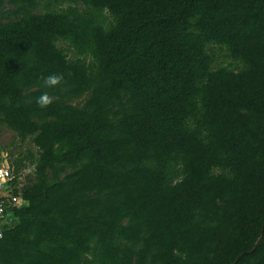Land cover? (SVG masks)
<instances>
[{
	"label": "trees",
	"instance_id": "trees-1",
	"mask_svg": "<svg viewBox=\"0 0 264 264\" xmlns=\"http://www.w3.org/2000/svg\"><path fill=\"white\" fill-rule=\"evenodd\" d=\"M1 126L0 264H264V0H0Z\"/></svg>",
	"mask_w": 264,
	"mask_h": 264
},
{
	"label": "rangeland",
	"instance_id": "rangeland-1",
	"mask_svg": "<svg viewBox=\"0 0 264 264\" xmlns=\"http://www.w3.org/2000/svg\"><path fill=\"white\" fill-rule=\"evenodd\" d=\"M57 44L61 47H65L64 43ZM215 58L213 61V65H219V64H226L229 62V60L225 57H223L222 51H215ZM29 149L33 151V148L29 145L27 142L18 143L13 133L7 129L6 127L1 126L0 127V165H8V159H7V152L11 151L12 153H16L17 151L24 152L25 149ZM28 172V169H25L22 171V173L18 176L15 181L14 186L11 185V188L19 189V187L24 182V176Z\"/></svg>",
	"mask_w": 264,
	"mask_h": 264
},
{
	"label": "built area",
	"instance_id": "built-area-1",
	"mask_svg": "<svg viewBox=\"0 0 264 264\" xmlns=\"http://www.w3.org/2000/svg\"><path fill=\"white\" fill-rule=\"evenodd\" d=\"M13 177L12 170L8 165H0V223L7 217L10 208L18 207L24 202L19 195L11 193L13 188L10 189V187ZM17 178L19 177L17 176Z\"/></svg>",
	"mask_w": 264,
	"mask_h": 264
},
{
	"label": "clouds",
	"instance_id": "clouds-1",
	"mask_svg": "<svg viewBox=\"0 0 264 264\" xmlns=\"http://www.w3.org/2000/svg\"><path fill=\"white\" fill-rule=\"evenodd\" d=\"M64 81L63 73H53L43 78L45 87L52 88L60 85ZM53 97L47 91L43 92L37 99L36 103L41 108H46L53 103Z\"/></svg>",
	"mask_w": 264,
	"mask_h": 264
}]
</instances>
